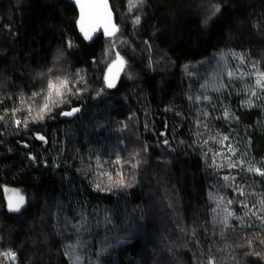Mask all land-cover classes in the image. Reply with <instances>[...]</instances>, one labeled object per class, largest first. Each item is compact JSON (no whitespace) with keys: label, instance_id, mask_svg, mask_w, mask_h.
<instances>
[{"label":"trees","instance_id":"1","mask_svg":"<svg viewBox=\"0 0 264 264\" xmlns=\"http://www.w3.org/2000/svg\"><path fill=\"white\" fill-rule=\"evenodd\" d=\"M111 3L119 31L87 44L68 0H0L2 257L206 264L211 253L219 264H264V224L227 204L259 207L264 199V177L248 171L264 170V79L258 85L254 74L264 72V0ZM117 53L125 69L109 88L104 76ZM54 77L78 94L36 121ZM76 107L73 116L60 114ZM224 137L238 151L229 159ZM117 154L132 186L97 191ZM128 161L139 163L133 169ZM14 193L25 197L21 213L7 210ZM225 208L235 213L227 229L218 222Z\"/></svg>","mask_w":264,"mask_h":264},{"label":"snow or ice","instance_id":"2","mask_svg":"<svg viewBox=\"0 0 264 264\" xmlns=\"http://www.w3.org/2000/svg\"><path fill=\"white\" fill-rule=\"evenodd\" d=\"M141 3H143V0H140ZM76 3L80 7V29L83 32L85 38L87 39H92V32H95L98 28L101 26L104 27V32L108 36H113L115 35V32L119 31L118 28L115 27V25L112 26V29L109 30L108 28V23L111 21V13L108 11V4L107 0H76ZM87 10V11H86ZM220 8L219 6H216L215 12H219ZM86 22L89 25V27H86ZM140 18L137 17L135 20V23H139ZM69 47H73L71 42H68ZM125 64V61L123 60L122 57L119 56V53H117V60L113 62L112 67L116 68L117 71L121 70ZM255 67V65H254ZM112 69H109V72L111 73ZM257 76V84L259 85L261 83V80L264 79V72H260L257 70L256 73H254ZM234 73L229 72L228 76L231 77L233 76ZM251 75V73L249 74ZM115 76H111L108 80V87L112 88L115 86L114 84ZM81 81L77 80L75 81V84H80ZM46 89L48 90V94L43 96V102L39 108H37V115L35 117L36 121L43 120L45 118V115L52 110L56 105L59 103H66V97L71 94V95H77L78 93L73 92L70 87H68V80L65 79H60L59 77H54L46 82ZM40 94H34V99L38 100ZM53 95H55L56 99H53ZM207 99V97H205ZM18 110V109H17ZM80 111V108H72L69 111H62L60 114L62 116L68 117V116H73L77 112ZM2 119V118H0ZM18 126L20 125V121L15 122ZM24 126L27 127V121L24 122ZM127 128V125H124V129ZM39 139L44 140L45 138L43 136L39 137ZM223 139H228V137H224ZM165 144L168 143L167 140L164 141ZM222 143V141H221ZM144 151H147V145L143 146ZM230 151H234L233 149H229ZM136 156H139L140 153H136ZM135 159V157H134ZM105 162L100 161L99 158L97 159V167L103 169V164ZM125 162L122 161L120 158L119 154H117L116 159L112 161V166L113 170L112 171H107L103 172L102 175L106 176L107 178V183L104 186H101L100 184H96V190L97 191H104V192H111L114 189H121V188H126V187H131L132 184L131 182H128L125 178V174L123 172V164ZM129 166L133 169H135L138 166L139 161L136 163H132L131 161L127 162ZM229 167L231 168H236L237 164L235 162L230 161L229 162ZM248 171L250 172H256L258 173L261 177H264V170H261L260 168H252L249 167ZM115 177V179H114ZM224 179L228 181L230 178L228 176H225ZM231 186V184L229 185ZM238 192L240 195H245V191L243 188L238 187ZM223 202V199L218 202L219 203ZM25 197L20 195L19 193H14L12 196L9 197L8 202H7V210L11 213H21L22 209L25 206ZM233 203H239L241 204L247 211L244 213L245 216H254L258 220H260L261 224H264V199H261L259 201V207L255 203L251 207L245 202V201H236L233 199L227 200V204L231 205ZM215 212L216 209H213ZM225 212V215L222 220L218 221L223 229H227L230 227L229 225V218L234 216L235 213L232 211H229L227 208L223 209ZM236 219H242L241 217L237 216ZM69 223H71L69 221ZM251 226V225H249ZM194 235V232H193ZM220 235H224V232L221 231ZM254 236L256 234H253ZM254 243L252 238H247V245L249 248H251L252 244ZM259 243L261 245H264V239H260ZM72 245H68L67 249H71ZM69 250H66L64 254L66 256H71V252ZM249 254H255L259 255L258 253H249ZM4 256H6L10 260H16V253L12 251H8L6 253H3ZM233 259H235L233 257ZM80 257L76 256L75 261H79ZM206 264H219V261L217 257L213 254H209L206 259Z\"/></svg>","mask_w":264,"mask_h":264},{"label":"water","instance_id":"3","mask_svg":"<svg viewBox=\"0 0 264 264\" xmlns=\"http://www.w3.org/2000/svg\"><path fill=\"white\" fill-rule=\"evenodd\" d=\"M70 3H72L78 10V18H77V28H78V31L80 33V36L82 37V39L87 43V44H92L93 42H95L97 39H99L102 35L106 36V37H111V36H108L105 34L104 32V27L101 26L100 28H98L95 32H92L91 35H92V39H87L85 38L83 32L81 31L80 29V15H81V12H80V7L79 5L76 3V0H68ZM107 4H108V11L111 13V21L110 23H108V28L109 30L112 29V26L115 25L116 28L119 29V26L117 24V16H116V13L115 11L113 10V7H112V3H111V0H107ZM87 11V10H86ZM86 27H89V25L87 24L86 22ZM118 32V31H117ZM115 32V34L117 33ZM114 36V35H113ZM121 57V56H120ZM123 58V57H122ZM117 60V57L110 63V65L108 66L106 72H105V76H104V80H105V84L108 85V80L111 76H115V80H114V84L116 87L117 84L119 83V80H120V77L125 69V64L123 66V68L119 71H117L116 68H113L112 65H113V62ZM123 60L125 61V59L123 58ZM112 69L111 73L109 72V69ZM112 87V88H114ZM10 196H6V202H8V199H9Z\"/></svg>","mask_w":264,"mask_h":264},{"label":"rangeland","instance_id":"4","mask_svg":"<svg viewBox=\"0 0 264 264\" xmlns=\"http://www.w3.org/2000/svg\"><path fill=\"white\" fill-rule=\"evenodd\" d=\"M222 144H223V150L224 151H222L223 152V154L224 155H226L227 157L230 155H232L231 157H234L233 155H235L236 154V152H238L237 151V149H236V147H235V143H233L232 142V140H229V139H223V142H222ZM233 149L234 151H230L229 149ZM228 152H230V154H228ZM249 154H247V156H248ZM243 156V155H242ZM244 157H246V156H244ZM238 158H240V157H238ZM228 159H229V157H228ZM246 161H247V164L249 165V163L252 165V162L250 161V158L248 157V158H246L245 159Z\"/></svg>","mask_w":264,"mask_h":264},{"label":"built area","instance_id":"5","mask_svg":"<svg viewBox=\"0 0 264 264\" xmlns=\"http://www.w3.org/2000/svg\"><path fill=\"white\" fill-rule=\"evenodd\" d=\"M0 264H7V261L2 257L0 252Z\"/></svg>","mask_w":264,"mask_h":264}]
</instances>
